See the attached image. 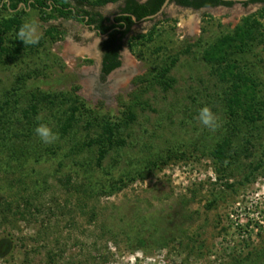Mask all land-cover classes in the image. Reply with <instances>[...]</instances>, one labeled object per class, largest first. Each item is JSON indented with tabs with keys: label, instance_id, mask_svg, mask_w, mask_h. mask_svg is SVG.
Masks as SVG:
<instances>
[{
	"label": "rangeland",
	"instance_id": "1",
	"mask_svg": "<svg viewBox=\"0 0 264 264\" xmlns=\"http://www.w3.org/2000/svg\"><path fill=\"white\" fill-rule=\"evenodd\" d=\"M84 1L107 17L123 2ZM4 3L0 46L20 45L31 21L40 40L0 64V150L14 151L0 155V264H264L261 6L172 2L103 76L101 37L83 22ZM205 105L216 131L197 118ZM121 121L99 161L102 126ZM38 124L59 139L43 143Z\"/></svg>",
	"mask_w": 264,
	"mask_h": 264
},
{
	"label": "trees",
	"instance_id": "2",
	"mask_svg": "<svg viewBox=\"0 0 264 264\" xmlns=\"http://www.w3.org/2000/svg\"><path fill=\"white\" fill-rule=\"evenodd\" d=\"M3 1V0H1ZM3 8L10 11H17L20 6H22V11H26L28 8L38 9L42 12H45L49 18H76L79 21L94 25L96 29L99 30L101 34H107V37L101 42L100 47L103 51V60L101 66V72L103 76L109 75L114 70L118 69L122 65V61L120 58V53L124 49L126 40L128 39L129 31L131 26L134 24V16L137 21L140 22L144 18L149 15L156 14L163 6L166 0H148L144 3H140L137 0H126L125 6L122 9L123 13H127L126 16H119L115 19L116 23H105L108 21L100 12L92 11L86 8V2L84 0H75V4L71 0H4ZM104 2L109 0H103ZM177 3L179 5H183L185 7L193 8L198 10L200 8L212 6H228L231 7L235 3L231 1H223V0H170V3ZM251 4H260L261 10L264 13V0H250L247 2H243L244 6H249ZM17 14V13H16ZM252 15L244 17V20H249ZM13 21H6L4 23L5 30H10L13 27ZM245 28V24L237 26L236 34L239 35L240 32H243ZM52 30H58L57 27L52 26L49 28V32ZM248 34L251 32L249 30L246 31ZM136 38V37H135ZM134 38V39H135ZM132 40V39H130ZM228 40V39H227ZM228 41H233V38H229ZM225 46H229L230 44L227 41H223ZM19 43L20 45H17ZM17 47L14 48H6L0 46V64H7L8 58L13 60L17 58L20 48L23 45V42L20 40L14 42ZM222 48L219 49L218 52H223ZM12 58H11V57ZM122 125L124 123L114 122V123H106V126L103 125V133L102 140H100V153H99V161H102L115 141V135L121 130ZM1 145V144H0ZM2 146V145H1ZM2 149V148H1ZM7 152L8 155L14 153L13 148L6 144L3 150H0V155L3 152ZM218 151H222L218 149ZM70 185L74 188H77L80 185V181L78 178H74L70 176V180H67ZM126 185L125 179H123L120 184H112L110 185L112 191L107 192V187L102 189V193H110L113 191L121 190ZM29 200L24 202V206L21 203L15 204L17 209H14L17 213H26L29 212ZM23 207V208H22ZM23 209V210H21ZM14 211V212H15Z\"/></svg>",
	"mask_w": 264,
	"mask_h": 264
},
{
	"label": "clouds",
	"instance_id": "3",
	"mask_svg": "<svg viewBox=\"0 0 264 264\" xmlns=\"http://www.w3.org/2000/svg\"><path fill=\"white\" fill-rule=\"evenodd\" d=\"M16 37L21 40L25 46L38 44L40 36L38 34V26L36 22L31 21L22 24L16 33ZM197 118L203 126L212 131H216L220 126L218 118L207 105L203 106L199 110ZM34 131L40 140L45 144L53 143L59 139L58 134L54 133L53 130L46 124H38Z\"/></svg>",
	"mask_w": 264,
	"mask_h": 264
},
{
	"label": "flooded vegetation",
	"instance_id": "4",
	"mask_svg": "<svg viewBox=\"0 0 264 264\" xmlns=\"http://www.w3.org/2000/svg\"><path fill=\"white\" fill-rule=\"evenodd\" d=\"M125 1L126 0H123V2H122V4L120 5V7H119V9L115 12V13H113L110 17H107L104 13H103V11H97V10H95V11H97V12H100L106 19H108V21H106L105 23H108V24H111V23H116V21H115V19L117 18V17H119V16H126L127 15V13H123L122 12V9H123V7L125 6ZM138 2H140V3H144V2H146V1H148V0H137ZM176 5H178L179 7H182V8H189V7H185V6H183V5H179V4H177V3H175ZM235 5V4H234ZM233 5V6H234ZM257 5H259V6H261L260 4H257ZM221 7H227V8H230V7H228V6H216V7H212V6H208V7H204V8H200V9H198V10H210V9H217V8H221ZM232 7V6H231ZM190 9H193V8H190ZM193 10H195V9H193ZM165 14V11L163 12V14L162 15H164ZM155 19V18H154ZM154 19H144V20H142V21H145V20H154ZM135 22H134V24L131 26V28H130V31H129V34L133 31V28H134V26L136 25V24H138V23H140V22H142V21H140V22H138L137 20H134ZM86 26H88L90 29H92L93 31H95L96 32V35L97 36H99V37H101V41H100V44H101V42L107 37V34H101L100 32H99V30L98 29H96L95 28V26L94 25H91V24H86V23H84ZM100 44H99V47H100ZM100 50H101V47H100ZM124 50V49H123ZM123 50L121 51V53H120V58H121V61H122V52H123ZM101 53H102V55H101V66H102V60H103V51L101 50Z\"/></svg>",
	"mask_w": 264,
	"mask_h": 264
},
{
	"label": "water",
	"instance_id": "5",
	"mask_svg": "<svg viewBox=\"0 0 264 264\" xmlns=\"http://www.w3.org/2000/svg\"><path fill=\"white\" fill-rule=\"evenodd\" d=\"M223 1H231V2H234L235 4H240L241 5V4H243V2H247V1H250V0H223ZM169 4H170V0H166L165 3L163 4L162 8L156 14L149 15V16H147L144 19H154V18L156 19V18H159L163 14V12L165 11L166 7ZM223 8H226V7H223ZM133 18H134V20H137L135 16Z\"/></svg>",
	"mask_w": 264,
	"mask_h": 264
}]
</instances>
